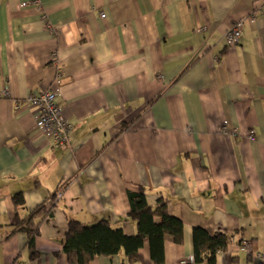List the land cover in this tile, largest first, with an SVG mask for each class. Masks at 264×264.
I'll list each match as a JSON object with an SVG mask.
<instances>
[{"label": "crops", "instance_id": "0c3cea01", "mask_svg": "<svg viewBox=\"0 0 264 264\" xmlns=\"http://www.w3.org/2000/svg\"><path fill=\"white\" fill-rule=\"evenodd\" d=\"M54 89L72 125L63 147L26 101ZM136 185L184 224L164 264L194 255L195 228L232 236L215 264H264V0H0V264H72L70 219L133 235ZM43 203L54 215L32 261L25 233L6 236ZM132 264H155L149 240Z\"/></svg>", "mask_w": 264, "mask_h": 264}, {"label": "trees", "instance_id": "16d2710c", "mask_svg": "<svg viewBox=\"0 0 264 264\" xmlns=\"http://www.w3.org/2000/svg\"><path fill=\"white\" fill-rule=\"evenodd\" d=\"M130 211L122 221L135 223L136 232L127 235L122 228L114 227L110 221L101 220L95 223H83L70 219L68 229L61 241L62 252L68 255L72 264H90L96 257H114L123 255L128 263H136L140 258L145 240L150 242L151 257L155 264H164V245L167 239L177 245L184 242V224L182 220L168 211L164 201L150 206L146 200V189L132 186L128 189ZM13 205L27 209L22 193L12 197ZM55 206L39 205L28 212L24 219L12 226L6 236L10 238L16 233L28 236L27 248L30 259L36 261L39 254L36 250V239L40 235L42 224L53 217ZM232 236L226 232L210 234L203 228H195L192 234L195 262L207 261L216 263L218 253L226 251Z\"/></svg>", "mask_w": 264, "mask_h": 264}, {"label": "built area", "instance_id": "2783aa9c", "mask_svg": "<svg viewBox=\"0 0 264 264\" xmlns=\"http://www.w3.org/2000/svg\"><path fill=\"white\" fill-rule=\"evenodd\" d=\"M27 3L22 6H27ZM101 18H106V14L102 13ZM48 29L52 26L48 24ZM243 29V23L238 22L227 33L228 46H234L239 43ZM56 60V59H55ZM59 81V78L57 79ZM58 89L38 95H31L27 98L29 106L39 108L36 116V127L38 131L44 134L47 139L56 146H67L69 143L72 125L64 116L63 108L58 103ZM8 89H6V93ZM227 133V131H225ZM229 134V132H228ZM230 135V134H229ZM253 139L254 135H250ZM252 249L251 243L244 241L241 243V251L249 252ZM260 259H264V251L258 254ZM179 264H196L194 255L184 258Z\"/></svg>", "mask_w": 264, "mask_h": 264}]
</instances>
